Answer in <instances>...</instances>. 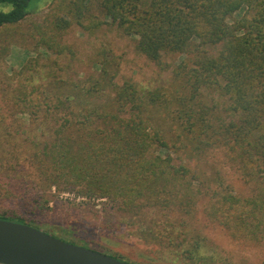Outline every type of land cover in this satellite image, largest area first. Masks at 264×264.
I'll use <instances>...</instances> for the list:
<instances>
[{
  "label": "trees",
  "instance_id": "obj_1",
  "mask_svg": "<svg viewBox=\"0 0 264 264\" xmlns=\"http://www.w3.org/2000/svg\"><path fill=\"white\" fill-rule=\"evenodd\" d=\"M95 1L112 25L136 38L139 54L163 70L171 67L167 57L174 59L171 82L143 95L131 78L117 82V72L103 64L89 87L56 74L49 83L39 82L38 74L25 82L39 55L13 76L0 71V204L16 200L45 212L46 193L55 187L106 198L134 234L191 257L203 246L206 228L234 243L259 246L264 0H53L45 17L28 28L23 24L37 0H0V69L13 45L30 41L74 57L65 37L83 24ZM219 45L212 54L209 49ZM16 77L21 80L12 86ZM205 90L226 97L224 111L207 102ZM148 107L164 115L157 128L144 115ZM28 122L48 137L29 154L17 142ZM217 156L222 164L214 163ZM225 164L253 184L251 195L235 192ZM13 211L0 209V218L41 229L36 219Z\"/></svg>",
  "mask_w": 264,
  "mask_h": 264
},
{
  "label": "rangeland",
  "instance_id": "obj_2",
  "mask_svg": "<svg viewBox=\"0 0 264 264\" xmlns=\"http://www.w3.org/2000/svg\"><path fill=\"white\" fill-rule=\"evenodd\" d=\"M52 2L53 0H37L35 11L27 16L23 26L28 28L32 22L42 20ZM241 14L242 11L236 16ZM82 21V25L72 26L65 37L66 42L76 50L74 57L54 55L44 47H35L34 42L30 41L25 47L13 45L0 71L13 76L29 59L39 55L38 60H33L39 65L35 63V68L26 69L25 82L28 76L38 74L39 82L49 83L54 78L52 74H56L62 79L74 80L89 87V81L93 80L91 78L100 76L103 64L110 71L117 72V82L131 78L143 95L148 90L170 84L176 65L174 59L167 57L171 67L163 70L139 54L136 50V38L123 34L116 25H112L98 1L90 4ZM220 48L221 45L209 50L216 54ZM19 80L21 78L11 79L12 86H16ZM34 80L36 81V77ZM205 95L210 105L219 111L223 110L226 97L215 90H205ZM144 115L155 128L164 119L163 113L152 107L146 108ZM34 123L28 122L27 127L24 126L25 132L17 141L27 148L28 154L32 149L41 150L48 139L40 128H34ZM153 152L162 151L154 147ZM220 158H214L216 165L222 164L223 158ZM223 170L228 172V182L236 193L241 196L251 195V182L234 176L230 164H225ZM46 196L49 198V209L45 212L42 210L35 213L30 206L22 205L16 200L0 204V209L9 213H13L15 209L24 218L39 221L41 229L50 234L107 253L130 264H264V240L259 246L249 248L232 242L219 230L206 228L204 234L207 238L202 241L203 246L195 257H191L182 254V251L176 252L171 247L149 242L143 236L134 234L122 214L110 209L106 198L81 197L75 193L58 192L55 187ZM143 225L147 226L146 223ZM185 247L188 248L189 244Z\"/></svg>",
  "mask_w": 264,
  "mask_h": 264
},
{
  "label": "water",
  "instance_id": "obj_3",
  "mask_svg": "<svg viewBox=\"0 0 264 264\" xmlns=\"http://www.w3.org/2000/svg\"><path fill=\"white\" fill-rule=\"evenodd\" d=\"M0 264H130L35 226L0 218Z\"/></svg>",
  "mask_w": 264,
  "mask_h": 264
}]
</instances>
